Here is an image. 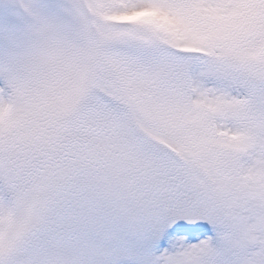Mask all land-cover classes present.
<instances>
[{
    "label": "snow or ice",
    "instance_id": "obj_1",
    "mask_svg": "<svg viewBox=\"0 0 264 264\" xmlns=\"http://www.w3.org/2000/svg\"><path fill=\"white\" fill-rule=\"evenodd\" d=\"M0 264H264V0H0Z\"/></svg>",
    "mask_w": 264,
    "mask_h": 264
}]
</instances>
